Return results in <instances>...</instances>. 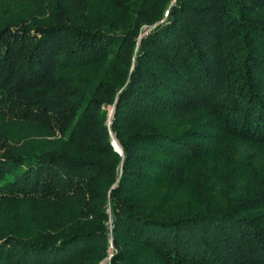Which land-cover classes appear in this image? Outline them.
Listing matches in <instances>:
<instances>
[{
	"label": "trees",
	"instance_id": "1",
	"mask_svg": "<svg viewBox=\"0 0 264 264\" xmlns=\"http://www.w3.org/2000/svg\"><path fill=\"white\" fill-rule=\"evenodd\" d=\"M3 5L0 117L58 138L0 130V210H32L0 264H99L109 239L106 264H264V178L214 206L205 174L228 139L264 144V0Z\"/></svg>",
	"mask_w": 264,
	"mask_h": 264
},
{
	"label": "rangeland",
	"instance_id": "2",
	"mask_svg": "<svg viewBox=\"0 0 264 264\" xmlns=\"http://www.w3.org/2000/svg\"><path fill=\"white\" fill-rule=\"evenodd\" d=\"M3 1L0 0V10L5 7ZM27 10L29 8H21L19 14H25ZM45 15L41 14L39 20H43ZM146 31V28L143 27L141 34ZM105 110L107 115L106 123L108 125L112 115V107L108 106ZM0 130L5 132L7 143L10 147L21 150L32 151L37 146L42 147L46 144L55 146L54 140L58 138L49 132H45L44 128L39 124L9 120L6 117H0ZM226 144L227 147L217 148V151L210 159V169L205 172L207 175L206 183L209 185L210 200L214 206L225 204V194H228L233 199L251 195L258 189L259 179L264 178V144L253 145L232 139H228ZM230 171L233 172V179L226 185L225 180H227V174ZM182 190L187 191L188 187L185 186ZM31 212L32 210L28 203L19 202L11 207L6 206L0 210V231L4 232L7 228L12 227L28 236ZM112 253L113 248L111 239H109V247L106 251L107 257L99 264H106ZM145 264L157 263L149 258L145 260Z\"/></svg>",
	"mask_w": 264,
	"mask_h": 264
},
{
	"label": "water",
	"instance_id": "3",
	"mask_svg": "<svg viewBox=\"0 0 264 264\" xmlns=\"http://www.w3.org/2000/svg\"><path fill=\"white\" fill-rule=\"evenodd\" d=\"M112 147H113V150L117 153V154H121V150H120V148L118 147V145L117 144H115V142L113 141L112 142Z\"/></svg>",
	"mask_w": 264,
	"mask_h": 264
},
{
	"label": "bare ground",
	"instance_id": "4",
	"mask_svg": "<svg viewBox=\"0 0 264 264\" xmlns=\"http://www.w3.org/2000/svg\"><path fill=\"white\" fill-rule=\"evenodd\" d=\"M116 144V143H115Z\"/></svg>",
	"mask_w": 264,
	"mask_h": 264
}]
</instances>
